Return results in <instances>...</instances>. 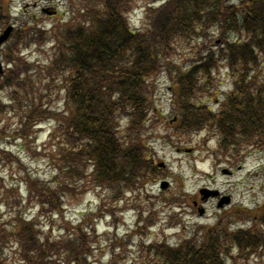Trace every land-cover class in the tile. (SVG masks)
<instances>
[{
  "label": "trees",
  "instance_id": "obj_1",
  "mask_svg": "<svg viewBox=\"0 0 264 264\" xmlns=\"http://www.w3.org/2000/svg\"><path fill=\"white\" fill-rule=\"evenodd\" d=\"M131 1H65L68 19L60 25L61 42L55 44L51 67L44 75L49 84L59 81L64 90L63 107L58 111L39 105L38 88L20 96L21 88L32 84L27 87V81L20 78L26 74L16 57L21 35L14 30L10 36L8 67L0 88L12 90L7 98L0 97V113L8 109L23 117L15 130L22 139L32 138L40 123L55 122L46 151L35 155L43 154L57 175L49 183L31 181L27 175L24 201L38 206L37 215L27 219L23 212L17 213L9 225L0 216V264H5L3 254L11 242L23 264H94L95 244L89 230L68 226L66 234L55 241L41 235L39 216L61 215L65 181L83 188L89 184L83 178L89 177L109 198L146 188L154 181L159 167L146 155L144 143L145 122L153 107L150 95L159 73L170 80L172 105L179 112L174 121L178 131L185 127L190 134L210 127L219 135L216 155L238 152L247 143L255 145L247 148L264 147V78L257 75L264 64V0H161L157 5V0H151L139 30L132 29L126 17ZM11 19L7 0H0V29ZM30 36L26 31L25 37ZM35 41L41 43L42 37L38 35ZM180 47L190 48V53H181ZM180 56L191 62L183 66L175 61ZM221 68L234 79L233 88L213 113L200 96H211L213 74ZM17 108L21 110L15 113ZM4 136L0 130V140ZM10 152L0 147V162ZM87 166L89 174L84 170ZM239 214L236 209L218 218L199 236L202 227L195 228L194 236L178 246L139 242L137 250L144 258L130 264L247 262L264 239L256 228L264 230V200L243 214L251 218L250 227L230 231L229 223ZM118 247L107 264H126L125 248L123 244Z\"/></svg>",
  "mask_w": 264,
  "mask_h": 264
},
{
  "label": "rangeland",
  "instance_id": "obj_2",
  "mask_svg": "<svg viewBox=\"0 0 264 264\" xmlns=\"http://www.w3.org/2000/svg\"><path fill=\"white\" fill-rule=\"evenodd\" d=\"M65 1L7 0L12 16L10 23L21 35V42L18 44L20 51L16 57L22 62L21 71H26V74L20 75V78L27 81V87L32 84L31 88H21L20 96L30 94L38 88L36 97H40L41 101L37 102L39 105L47 104L53 111L63 107L64 90L59 81L49 84L44 75L51 67L55 44H58L57 41L61 42V38L58 39L61 35L60 25L68 19ZM150 1L132 0L126 15L128 23L136 28H140V25L143 27V9ZM156 2L157 5L161 0ZM45 8L56 10V14H48L43 11ZM20 28L30 32L31 36L25 37L26 31H20ZM38 35L42 37L41 43L35 41ZM11 39L13 38H9L2 49L4 70L8 67L5 57ZM178 51L186 54L190 53V48L180 47ZM175 61L187 66L191 59L180 56ZM3 74H0V86L3 85ZM15 74L17 75L14 73L7 78L10 79ZM257 75L264 78V64L258 69ZM213 76V93L210 97L203 95L200 98L215 113L219 109V103L224 100L223 95L232 90L234 79L226 68H221ZM170 85L165 74L159 73L155 77V88L150 95L153 107L145 122L146 155L156 166L163 164L154 181L146 188L122 196L120 194L118 198H109L91 183L89 177L83 178L84 182L89 183L83 188L73 181H65L67 189L60 199L62 213H43L39 216L41 235H49L56 241L66 234V227L79 226L83 230H89L88 236L94 241L95 249L91 257L94 264L109 263L113 251L117 253L118 245L121 244L125 248L122 255L126 264H130L144 258L137 250L139 242L147 245L156 241L178 246L185 239L194 236L195 228L202 227V233L198 232V236L204 234L205 226L212 227L222 212L228 211L229 215L234 207L241 215L235 219L232 228L243 229L252 225L249 222L251 218L243 214L249 209H257L264 200V147L247 148V143L238 152L229 151L216 155L219 135H214L210 127L190 134L185 127L178 131L174 121L178 120L179 112L176 110L177 106L172 105ZM10 90L12 89L0 88V97L7 98ZM0 109L3 110L1 106ZM20 110L17 108L15 113ZM22 122L23 117L13 115L8 109L0 113V130L5 133L0 140V147L11 150V156L0 162V216L6 225L13 221L17 213L23 212L27 219L37 215L38 206L32 207V203L24 201L27 197V185L24 183L27 175L31 181L38 179L43 183L52 182L57 175L56 168L46 162L43 154L35 155V152L46 151L55 122L44 121L37 125L33 137L27 139L15 135V130L19 129ZM224 169H228L229 173H225ZM84 170L89 174L88 166ZM162 180L168 181L167 189H160ZM205 187L218 190L222 196L229 195L230 205L221 210L216 205L218 198L201 200L199 190ZM194 201L198 207L203 205L206 211L204 216H199L193 210ZM94 214L97 215L96 219H92ZM256 228L264 237V230ZM3 259L5 264H23L18 248L12 242L7 245ZM242 264H264V239L249 260Z\"/></svg>",
  "mask_w": 264,
  "mask_h": 264
},
{
  "label": "water",
  "instance_id": "obj_3",
  "mask_svg": "<svg viewBox=\"0 0 264 264\" xmlns=\"http://www.w3.org/2000/svg\"><path fill=\"white\" fill-rule=\"evenodd\" d=\"M10 31H11V27H7L5 29V31L0 35V45L8 37ZM0 67H1V63H0ZM164 186H166V183H162V187H164ZM201 192L205 193L204 190H202ZM212 194H214V193H212ZM225 201H227V198L223 199L221 202H225ZM221 202H220V204H221Z\"/></svg>",
  "mask_w": 264,
  "mask_h": 264
}]
</instances>
